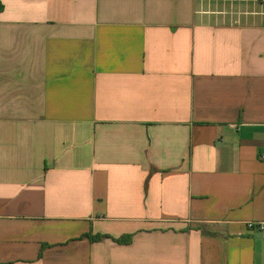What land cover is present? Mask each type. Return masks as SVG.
Here are the masks:
<instances>
[{
  "label": "crops",
  "instance_id": "0c3cea01",
  "mask_svg": "<svg viewBox=\"0 0 264 264\" xmlns=\"http://www.w3.org/2000/svg\"><path fill=\"white\" fill-rule=\"evenodd\" d=\"M201 1L0 0V264H264V0Z\"/></svg>",
  "mask_w": 264,
  "mask_h": 264
},
{
  "label": "rangeland",
  "instance_id": "374dc122",
  "mask_svg": "<svg viewBox=\"0 0 264 264\" xmlns=\"http://www.w3.org/2000/svg\"><path fill=\"white\" fill-rule=\"evenodd\" d=\"M217 11V7L210 0L201 1L199 4V13L205 18L212 17L214 15L213 13H216Z\"/></svg>",
  "mask_w": 264,
  "mask_h": 264
},
{
  "label": "built area",
  "instance_id": "2783aa9c",
  "mask_svg": "<svg viewBox=\"0 0 264 264\" xmlns=\"http://www.w3.org/2000/svg\"><path fill=\"white\" fill-rule=\"evenodd\" d=\"M247 227L249 229H254L255 227H257L258 229L262 230L264 228V223H260V222H248Z\"/></svg>",
  "mask_w": 264,
  "mask_h": 264
},
{
  "label": "trees",
  "instance_id": "16d2710c",
  "mask_svg": "<svg viewBox=\"0 0 264 264\" xmlns=\"http://www.w3.org/2000/svg\"><path fill=\"white\" fill-rule=\"evenodd\" d=\"M99 238H101V237H96V239H99ZM130 240H131V236H128V239L125 240V241H123V239H121V238L120 239H117L118 242H130Z\"/></svg>",
  "mask_w": 264,
  "mask_h": 264
}]
</instances>
